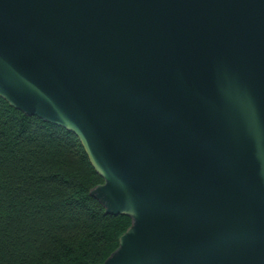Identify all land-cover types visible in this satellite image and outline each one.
Returning a JSON list of instances; mask_svg holds the SVG:
<instances>
[{
	"label": "water",
	"instance_id": "1",
	"mask_svg": "<svg viewBox=\"0 0 264 264\" xmlns=\"http://www.w3.org/2000/svg\"><path fill=\"white\" fill-rule=\"evenodd\" d=\"M0 97L130 219L99 264H264V0H0Z\"/></svg>",
	"mask_w": 264,
	"mask_h": 264
},
{
	"label": "trees",
	"instance_id": "2",
	"mask_svg": "<svg viewBox=\"0 0 264 264\" xmlns=\"http://www.w3.org/2000/svg\"><path fill=\"white\" fill-rule=\"evenodd\" d=\"M103 182L78 137L0 97V264H99L130 225L90 190Z\"/></svg>",
	"mask_w": 264,
	"mask_h": 264
}]
</instances>
